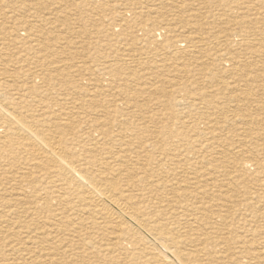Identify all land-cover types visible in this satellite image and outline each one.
Here are the masks:
<instances>
[{"label": "bare ground", "instance_id": "1", "mask_svg": "<svg viewBox=\"0 0 264 264\" xmlns=\"http://www.w3.org/2000/svg\"><path fill=\"white\" fill-rule=\"evenodd\" d=\"M28 1L0 0V264H264V0L181 17L176 0H65L54 19ZM89 9L145 49L77 51L70 27L68 57L96 51L48 62L43 25ZM157 61L167 75L141 73Z\"/></svg>", "mask_w": 264, "mask_h": 264}, {"label": "rangeland", "instance_id": "2", "mask_svg": "<svg viewBox=\"0 0 264 264\" xmlns=\"http://www.w3.org/2000/svg\"><path fill=\"white\" fill-rule=\"evenodd\" d=\"M13 1V0H12ZM16 1H18V0H16ZM45 1H47L48 3H49V5H50V8H49V10H47V11H44L43 12V14L42 15H44V16H48V18H51V19H54L55 18V14H60L61 16L63 15L62 14V10L64 9L63 8V4L64 3H66L65 2V0H45ZM50 1V2H49ZM72 1H75V0H72ZM112 1L114 2V0H111V2H109V4H108V10H110L111 9V6H113L114 4L112 3ZM142 1H144V2H146V8L148 9L149 8V10H150V8H153V7H155V5L156 6H159V4L160 3H165V4H167L168 2H169V0H142ZM158 3H157V2ZM177 2H178V4H177V6H174V8H173V10H175L174 12H171L170 10H166V15H174V17L175 16H177V15H179V17H181L182 15H185V12H187V14H191V13H196V14H199V13H203V14H206V13H208L209 12V10L206 8V7H204V5L203 4H201L202 3V1L201 0H197V1H199V2H197L196 0H176ZM193 3H192V2ZM27 2H29L28 0H27ZM173 2L175 3V0H173ZM48 3H46V4H48ZM61 3V4H60ZM152 3L153 4H155V5H152ZM180 3V4H179ZM182 3H185V4H182ZM149 4V5H148ZM158 4V5H157ZM193 5V6H192ZM201 5H203V6H201ZM180 6V7H179ZM197 7V8H196ZM187 9V10H186ZM189 10V11H188ZM52 11H54V12H52ZM57 11V12H56ZM95 11V10H94ZM94 11L92 12L90 9H89V17H86L85 15L84 16H80L79 15V12H74V11H71V14L70 15H68V17L71 19H69L70 20V22H68V23H66V24H59V26L60 27H58V30L57 31H54V30H50V28L48 27L49 25H43V32H48V34H49V36H50V41L52 42V41H54V47H55V49L58 51V52H61L62 53V55H61V58H55L54 56H50L49 54H45V58L48 60V62H52V61H55V59L57 60V62H59V61H66L67 63H57V65L58 64H60V65H63V66H65L66 68H69V69H73L74 68V66L76 65V63H79L78 61H81V60H87L88 58H89V56L90 55H92V54H94V52L96 51L95 49H93V50H91V54H90V52H89V55H85L83 52H81V53H83L84 55H79L78 57H76V59H73V57H68L67 55H66V53H67V50H66V45H65V41H62V40H58V37H59V35L61 36L62 35V37H63V34L65 33V32H68V29L71 27L73 30H75V32H76V34H77V36L78 37H80L79 39H78V37L77 38H75L73 41H75V42H78L76 45H75V47H74V49L75 50H77V51H82L83 49L81 48L82 46V44L83 43H81V42H84V43H89V44H91L93 47L94 46H99V45H97V44H102L103 42L105 43V42H109V43H111V44H114L113 46H119V48H121L120 49V52H125L123 55H129V54H131V55H134V53H136V54H138V53H140L139 52V49L140 48H143L142 50H144L145 49V47H146V45H143L142 46V44H140V45H137V47L138 46H140V47H138V48H136L137 50H135V48L134 47H132V42H131V40L129 39V38H125V40H122L121 39V37H119V38H115V37H113L112 39L109 37V36H106V34L104 33V32H102L101 30H103V27L104 26H107V24H109V22L107 21V18H105L106 16H110L109 14L111 13L110 11H106V13L104 14V12H102V11H95V14H93L94 13ZM205 11H207V12H205ZM59 12V13H58ZM102 14H101V13ZM146 12H148V13H146V16H145V14H144V17L146 18L147 16H149L148 14H149V12L150 11H147L146 10ZM162 12V11H161ZM54 13V14H53ZM91 14V15H90ZM162 14H165V13H162ZM93 15V16H92ZM96 15H97V17H96ZM90 16H92L91 18H90ZM150 16H156V15H153V14H151ZM195 17H197V15H195ZM171 18H173V17H171ZM101 21H100V20ZM106 19V20H105ZM192 23H193V21H192ZM74 26V27H73ZM76 26V27H75ZM78 26V27H77ZM64 30V32H63V30ZM83 29V30H82ZM2 32H4V31H2V30H0V37H3L4 35L2 34ZM56 32H57V34H56ZM102 32V33H101ZM51 33H53V34H51ZM59 34V35H58ZM86 35V36H85ZM66 36H68V37H75L76 35H71L70 33H67L66 34ZM65 36V37H66ZM93 36V37H92ZM91 37V38H90ZM94 38V39H93ZM96 38V39H95ZM90 39V40H89ZM107 39V40H106ZM0 44H3L4 45V47L5 48H9V49H11L12 50V47H9V43L8 42H3L4 40L2 39V38H0ZM83 40V41H82ZM128 40V41H127ZM115 41V42H114ZM123 41H125V42H123ZM120 42V43H119ZM121 42H123V43H121ZM128 42V43H127ZM142 43V42H141ZM117 44V45H116ZM119 44V45H118ZM122 45H124V46H122ZM8 46V47H7ZM80 46V47H79ZM124 47V48H123ZM132 48V49H131ZM131 51V52H130ZM103 52H104V49H103ZM127 52V53H126ZM138 52V53H137ZM136 54L134 55V56H136ZM126 55V56H127ZM93 57V56H92ZM7 61H8V59L7 60H5V62H3L5 65H6V63H7ZM14 61V62H13ZM19 61V62H18ZM21 61V62H20ZM77 61V62H76ZM73 63V64H72ZM155 63H157V66L159 67V71H158V69H156V68H151V67H147V68H145V72H142L141 71V73L142 74H144V75H148V76H151L150 74L151 73H153V72H157V73H155V75H159L160 74V76H162V77H164V75H167L168 74V72H166V71H164L165 69L163 68H161V66H166V69L168 68V66L169 67H171V65L169 64L168 65V63L167 64H162V61H157V62H155ZM169 63H171L170 61H169ZM11 64H14V65H11ZM16 64V65H15ZM19 64V65H18ZM8 65V66H7ZM7 67L10 69L11 67V70H9L8 69V71H13V73H14V71L15 72H20V73H23L27 68H28V66H26L23 62H22V60L21 59H12L11 61H9L8 63H7ZM181 67V66H180ZM15 69V70H14ZM25 69V70H24ZM153 69V70H152ZM149 71V72H148ZM246 73H250L249 71H246ZM213 74H215V73H213ZM253 74V73H252ZM22 75V74H21ZM229 82L230 81H232V83H233V80L231 79V80H228ZM147 83H151V82H147ZM211 84L214 86L213 88H208L209 89V91H210V95H212V94H214L218 89H220L219 88V86H218V84H217V82H211ZM238 84H240V83H238ZM208 85H209V82H208ZM208 85H207V87H208ZM201 88V87H200ZM244 89V88H243ZM204 90H207V88H204ZM228 91H230V90H228ZM231 92V91H230ZM144 96V99L146 98V100L147 101H143V103H147V105H148V108H149V110L150 111H153V112H159V109L154 105V103L156 102V100H154V98H151V94H144L143 95ZM229 110H233V104H231L229 107ZM230 108H232V109H230ZM237 115L238 114H240L239 113V111H237V113H236ZM240 117V115H238V119L235 121V122H238V124H239V126L240 125H242V127H243V123H244V121L242 120V119H240L239 118ZM212 120H215V118H212ZM239 120V121H238ZM212 122H214V121H212ZM228 124H231V120H229V122H228ZM241 127V126H240ZM241 127V128H242ZM244 129V128H243ZM1 252H5L6 253V250H2V251H0V254H1Z\"/></svg>", "mask_w": 264, "mask_h": 264}]
</instances>
